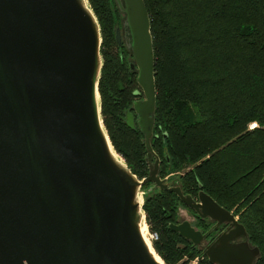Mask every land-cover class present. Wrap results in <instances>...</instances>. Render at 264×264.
<instances>
[{
	"label": "water",
	"instance_id": "95a60500",
	"mask_svg": "<svg viewBox=\"0 0 264 264\" xmlns=\"http://www.w3.org/2000/svg\"><path fill=\"white\" fill-rule=\"evenodd\" d=\"M114 2L122 15L115 41L131 53L143 96L125 119L144 137L142 179L103 126L102 40L87 0H0V264H157L139 232L142 196L153 190L175 194L214 228L228 225L209 244L188 220L169 225L210 264H255L260 251L232 212L202 190L184 195L160 177L151 147L156 89L149 16L143 0Z\"/></svg>",
	"mask_w": 264,
	"mask_h": 264
},
{
	"label": "trees",
	"instance_id": "16d2710c",
	"mask_svg": "<svg viewBox=\"0 0 264 264\" xmlns=\"http://www.w3.org/2000/svg\"><path fill=\"white\" fill-rule=\"evenodd\" d=\"M143 1L156 89L151 147L160 177L179 173L172 182L184 195L202 190L232 212L260 251L255 264H264V0ZM87 2L102 40L103 126L115 152L142 179L144 137L125 119L143 96L131 53L115 41L122 15L114 0ZM143 199L146 225L157 235L151 244L164 264H210L171 231L181 206L175 194L153 190Z\"/></svg>",
	"mask_w": 264,
	"mask_h": 264
},
{
	"label": "flooded vegetation",
	"instance_id": "af4514ba",
	"mask_svg": "<svg viewBox=\"0 0 264 264\" xmlns=\"http://www.w3.org/2000/svg\"><path fill=\"white\" fill-rule=\"evenodd\" d=\"M164 179L168 183H170V186H174L175 183L172 182V179L169 178V176H166ZM190 211V210H189ZM191 215L193 216L194 224H192L196 229L200 230L203 234H206L204 242L205 244H209L212 242L217 235H219L221 232L225 231L228 227L227 224H223L217 228H214V223L210 222L208 219H200L198 218L192 211H190ZM178 221L177 223H179Z\"/></svg>",
	"mask_w": 264,
	"mask_h": 264
},
{
	"label": "bare ground",
	"instance_id": "6f19581e",
	"mask_svg": "<svg viewBox=\"0 0 264 264\" xmlns=\"http://www.w3.org/2000/svg\"><path fill=\"white\" fill-rule=\"evenodd\" d=\"M109 149H110V152L112 154V157L115 159L117 156L114 154L113 150L111 149V146L109 145ZM116 160V159H115ZM135 204H141V199L140 197L137 196V198L135 199ZM140 235L151 255V257L153 258V260L157 263V264H164L160 258H158V256H156L152 250V247H151V244H150V240L148 238V230H147V226L145 224V222L143 221L141 224H140Z\"/></svg>",
	"mask_w": 264,
	"mask_h": 264
},
{
	"label": "rangeland",
	"instance_id": "374dc122",
	"mask_svg": "<svg viewBox=\"0 0 264 264\" xmlns=\"http://www.w3.org/2000/svg\"><path fill=\"white\" fill-rule=\"evenodd\" d=\"M253 125H255L256 126V124L255 123H253V124H250L249 125V129H252V128H254V127H252L251 128V126H253ZM176 176H179V173H176V174H172V175H169V178H171L172 180H174V178L176 177ZM168 183V182H167ZM168 185H171L170 183H168ZM140 192L142 193L143 191H142V188L140 189ZM143 197V196H142ZM183 220H188L191 224H194V220H193V216L191 215V213H190V211H189V209H187V208H185L184 206H179V208H178V221H183ZM145 224H146V222H145ZM147 226V225H146ZM147 230H148V227H147ZM149 230H148V238H149ZM150 240V239H149ZM237 241H241V238L240 239H238ZM150 244H151V241H150Z\"/></svg>",
	"mask_w": 264,
	"mask_h": 264
},
{
	"label": "built area",
	"instance_id": "2783aa9c",
	"mask_svg": "<svg viewBox=\"0 0 264 264\" xmlns=\"http://www.w3.org/2000/svg\"><path fill=\"white\" fill-rule=\"evenodd\" d=\"M254 126L255 125L251 126V128L254 127ZM149 239H150L151 242L155 241V240H157V235L155 233H149Z\"/></svg>",
	"mask_w": 264,
	"mask_h": 264
}]
</instances>
